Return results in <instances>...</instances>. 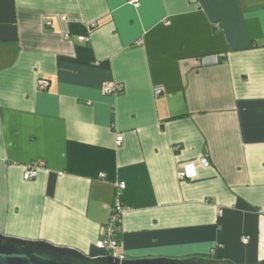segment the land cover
<instances>
[{
	"label": "crops",
	"instance_id": "obj_1",
	"mask_svg": "<svg viewBox=\"0 0 264 264\" xmlns=\"http://www.w3.org/2000/svg\"><path fill=\"white\" fill-rule=\"evenodd\" d=\"M117 182L125 258L264 264V0H0V232L106 255Z\"/></svg>",
	"mask_w": 264,
	"mask_h": 264
},
{
	"label": "water",
	"instance_id": "obj_2",
	"mask_svg": "<svg viewBox=\"0 0 264 264\" xmlns=\"http://www.w3.org/2000/svg\"><path fill=\"white\" fill-rule=\"evenodd\" d=\"M0 264H237L230 259L200 256L176 259L143 257L120 259L113 255L89 256L77 249L43 240H27L0 232Z\"/></svg>",
	"mask_w": 264,
	"mask_h": 264
},
{
	"label": "built area",
	"instance_id": "obj_3",
	"mask_svg": "<svg viewBox=\"0 0 264 264\" xmlns=\"http://www.w3.org/2000/svg\"><path fill=\"white\" fill-rule=\"evenodd\" d=\"M131 3H138V0H129ZM86 39V38H83ZM213 62L219 61V56H213ZM49 82L47 79L40 80V87L46 88ZM122 84H105L104 90L107 93H118L122 91ZM163 91V87L159 86L156 89V93L159 94ZM123 137L119 135L117 137V143L121 144ZM200 162L203 165H209V161L206 158H202ZM197 162L196 161H186L180 165L179 178L181 179H193L197 176ZM37 175L35 167L27 169L24 173L25 179L34 178ZM116 193L113 205L110 207V217L103 229V235L101 239L98 240L97 245L106 250V255H113L120 259H125V255L120 251V241L118 239V233L121 231V218L126 210V206L122 200V192L126 187L125 182H117L115 184ZM249 237H245L247 241Z\"/></svg>",
	"mask_w": 264,
	"mask_h": 264
}]
</instances>
